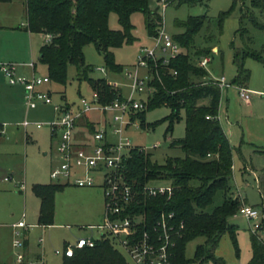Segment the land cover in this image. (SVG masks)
Wrapping results in <instances>:
<instances>
[{
	"label": "rangeland",
	"instance_id": "obj_1",
	"mask_svg": "<svg viewBox=\"0 0 264 264\" xmlns=\"http://www.w3.org/2000/svg\"><path fill=\"white\" fill-rule=\"evenodd\" d=\"M167 2V4H166ZM165 4V5H163ZM233 4V5H232ZM7 7L14 9L19 6V0H11ZM148 7L156 10L162 18V26L166 33L172 37L184 30L177 21L185 20L189 15H204V22L194 36V43L188 48L180 45V52H189L193 61L198 60L194 55L195 50L210 46L206 52L209 61L205 65L208 76L223 74L228 81H232L237 70V61L249 74L245 86L252 91L250 98L245 101L233 84L221 89L218 116L222 128L228 136L232 146V197L240 191L245 203L255 206L261 205V194L256 179L262 172L264 155L260 149L264 146V64L261 60L243 54L245 51H260L264 57V26L255 24L249 16L243 15L244 9L249 7L254 12L259 23L264 25V10L250 6V0H188L179 3V0H149ZM231 7V8H230ZM230 8V12L219 22V13ZM135 38L113 48L114 59L122 65L121 70L111 71L105 67L103 56L98 52L92 42L83 47L84 59L91 65L88 78H105L107 81L116 82L119 95L127 97L130 94L131 79L128 71L133 72L137 64V56L141 49L155 47V36L148 35L144 14L133 11L130 14ZM110 28L118 29L120 24L115 12L108 16ZM244 32L241 33V30ZM8 35V34H7ZM216 46V50L213 47ZM160 47H155L156 57L160 56ZM238 56L236 57V53ZM242 56V57H241ZM36 73L46 72L45 64L36 57ZM10 62L17 67L15 61ZM151 65L138 66L137 73L144 76L151 72V78L157 75ZM103 66L105 71L99 68ZM152 70V71H151ZM1 71V67H0ZM17 71V68H16ZM18 72V71H17ZM76 67L68 64L65 83L50 82L43 85L51 90V103L37 102L35 106L27 105L23 85L10 84L1 71L0 75V264H16V252L21 247L12 246L14 232L11 225L19 219L31 225L26 235L20 234L22 240L27 239L31 251L41 253V258L46 263L59 264L63 256L55 254V248H62L64 240L72 243L78 236L88 234L97 235L95 229L88 228V223L93 222V217L103 196L102 189L98 186L73 189V185H64L54 197V214L49 226L37 225L38 198L31 190L35 182H55L50 177L51 166L58 162L59 156L55 152L56 137H51L49 122L56 117L53 103L69 104L75 106L80 97L90 99L94 91L88 78H77ZM147 91L135 92L133 97L143 100L145 105L136 111L139 121L143 126H130L126 133L131 143L147 151L151 160L159 163L168 156H182L183 151L175 144L170 145L172 139L182 137L185 133L184 109L179 110V117L169 126L166 115L170 107L161 104L147 108ZM140 112L144 113L143 119ZM88 118L98 117L95 111L86 113ZM26 121L27 124H22ZM80 121V118L78 119ZM36 123H40L37 126ZM81 129V128H80ZM83 132H86V130ZM89 138V133H82ZM246 166V167H244ZM247 169V170H244ZM24 183L20 189L18 184ZM152 184L167 183L165 178L149 180ZM85 187V186H84ZM87 187V186H86ZM221 191H217L208 208L220 203ZM264 205V204H263ZM264 211L262 217L246 218L236 213L228 217L234 224L235 237L230 232H224L214 248V255L221 257L226 264H246L252 255L250 233L254 232L259 222L260 229L257 233L264 236ZM66 224L71 225L67 227ZM203 236L189 240L185 245V256L192 258L195 247L202 243ZM128 264L130 260L125 257ZM189 264H197L190 262ZM202 264H216L212 260H205Z\"/></svg>",
	"mask_w": 264,
	"mask_h": 264
},
{
	"label": "trees",
	"instance_id": "obj_2",
	"mask_svg": "<svg viewBox=\"0 0 264 264\" xmlns=\"http://www.w3.org/2000/svg\"><path fill=\"white\" fill-rule=\"evenodd\" d=\"M148 1L25 0L24 27L30 31L51 34L50 40L40 46L38 55L39 61L46 66L50 82L65 83L68 64L75 65L77 78H88L91 65L85 62L83 53V47L88 42H92L102 54L106 68L111 71L121 70L122 65L114 59L113 48L124 42L129 43L135 38L130 14L136 10L144 14L145 27L151 36L162 24L161 15L148 7ZM184 1L188 0H179V3ZM250 6L263 11L264 0H250ZM230 8L219 13V22L230 12ZM249 9L246 7L242 16L247 15L255 24L264 26L258 22L252 9ZM112 11L117 14L120 24L118 29L108 25V16ZM203 22L204 15H189L185 20L177 21L184 30L174 34L173 38L188 49L194 43V36ZM209 50L210 46L202 47L195 50L194 55H197L199 60ZM261 50H264V45ZM243 54H250L264 64L260 51H245ZM235 56H238V52ZM198 60L193 61L187 51L178 53L165 64L158 60L153 67L157 75L149 81L152 90L147 98V108L168 105L170 112L165 117L169 121L168 128L179 117V110L184 109L185 133L182 137L170 141L171 146L177 144L181 148L183 155L168 156L159 163L151 160L147 151L135 146L125 160V167L131 180L137 184L165 178L175 187L169 199L153 196L143 202L156 212L161 209L174 211L177 219L183 220L181 235L176 238L173 246L171 264H202L205 260L226 264L221 257L214 255L213 250L224 232H230L232 237H235L234 224L228 221V217L236 213L241 199L238 195L232 197V146L218 117L221 89L210 82L207 70L198 65ZM248 74L242 61H237V70L232 82L245 86ZM88 81L101 102L109 101L119 94L118 86L109 84L105 78L89 77ZM139 114L143 119L144 113ZM77 125L93 128V123L86 114L77 121ZM140 125H144L142 121ZM260 151L264 155V146ZM256 179L261 204H264V165ZM64 185L67 184H31L32 192L39 198L38 223H52L55 193ZM217 191L222 193L221 202L208 208ZM154 217L155 214L151 215L150 220ZM197 236H203L204 240L196 245L193 257L187 258L185 245ZM250 239L252 255L246 264H264V236L251 232ZM19 264L50 263L23 261ZM59 264L128 263L110 239L100 238L93 246L77 248L71 256L63 255Z\"/></svg>",
	"mask_w": 264,
	"mask_h": 264
},
{
	"label": "built area",
	"instance_id": "obj_3",
	"mask_svg": "<svg viewBox=\"0 0 264 264\" xmlns=\"http://www.w3.org/2000/svg\"><path fill=\"white\" fill-rule=\"evenodd\" d=\"M153 36L156 38L155 47H160V56L156 57L155 47L140 50L133 72L128 71L131 90L127 97L117 94L111 100L101 102L94 93L90 99L81 96L75 106L53 103L56 117L48 124L51 137L57 136L55 152L59 160L51 166L50 177L59 183L81 187L99 186L103 192L102 219L99 223L87 225L88 228L95 229L97 235L78 236L72 243L68 242L60 249L55 248V253L71 256L77 248L93 246L97 239L108 238L123 256L130 260V264H171L173 246L176 238L181 235L183 220H178L174 211L161 209L156 212L143 202L153 196H164L169 199L175 187L170 182L152 184L147 181L137 184L131 180L125 167L126 158L135 147L126 131L130 126H140L136 111L145 105L143 100L135 99L133 94L141 91L150 93L152 90L149 85L152 79L151 72L140 76L137 68L146 66L148 71L152 60L155 62L154 65L158 60L164 64L168 63L180 49L179 43L164 31L162 25ZM50 38V33H44V42H48ZM208 60L209 57L203 56L199 59L198 65L205 67ZM28 65L34 67L32 61H29ZM0 67L9 83L23 85L28 106L33 107L39 101L52 102L50 90L43 88V85L50 83L47 73L32 72L29 75L19 73L16 71V66L10 62H1ZM99 69L105 71L103 66ZM173 72L175 73L176 70ZM209 80L220 89L233 84L223 74L209 76ZM108 82L117 86L116 82L111 80ZM234 85L239 96L247 101L252 91L245 86ZM89 111L98 113V117L89 118L93 128L85 127L91 139L76 143L72 138L73 129L77 126L78 119ZM22 124L26 125L27 122L23 121ZM18 186L23 189L24 183L20 182ZM235 195L241 199L236 213L246 218L262 217L263 204L257 207L245 203L240 191ZM154 214V219L150 220V216ZM12 226L15 235L12 245L21 247L23 241L19 238L21 234L19 227L26 226V223L23 219H19L12 223ZM257 229H260L259 222L254 232H257ZM15 255L18 262L24 261L22 251H17Z\"/></svg>",
	"mask_w": 264,
	"mask_h": 264
},
{
	"label": "crops",
	"instance_id": "obj_4",
	"mask_svg": "<svg viewBox=\"0 0 264 264\" xmlns=\"http://www.w3.org/2000/svg\"><path fill=\"white\" fill-rule=\"evenodd\" d=\"M9 1H11V0H9ZM9 1H0V60L17 62L16 68H17V71L19 73L29 75L33 72L35 74H38V73H36V69H37L36 68V62L33 59L36 57L38 58L39 48L44 43V33L43 32L30 31L24 27L25 0H19V6L15 7L14 9H10L9 7H7V5H5ZM216 49H217L216 46H214L213 50H216ZM205 56L209 57L208 55H205ZM29 61H32L34 63L33 68H31L28 65ZM46 73H47V71L43 74H46ZM0 75H2L1 71H0ZM43 88H48V86H45ZM23 90H24V88H23ZM50 93H51V90H50ZM83 130L85 131V127L79 126V125H77L73 129L72 138L76 143L90 141V139H91L90 136L88 139L82 136L83 135L82 133L87 132V131L83 132ZM55 137L57 139V136H55ZM244 167H246V166H244ZM244 170H247V169H244ZM67 185H70V184H67ZM71 185H73V184H71ZM88 187H93V186L81 187V186L73 185V187H71V188H73V189L79 188L80 189V188H88ZM99 188H101V187H99ZM98 205L99 206H98V208L95 212V215L93 217L94 221L90 222L88 224H96V223H99L101 221L102 216H103V196L101 197ZM38 208H39V198H38ZM37 214H38V210H37ZM12 223H14V222H12ZM12 223H11V225H8V226H10L12 228V232H14V227L12 226ZM36 224L40 225V226H49L50 225V224H40L38 222ZM31 225H34V224H31ZM31 225L26 223V226L19 227L21 233H23V235H26L27 230L29 227H31ZM66 226L71 227V225H69V224H66ZM22 241H23V245H22L21 251L24 254V261L45 262L41 258V253L31 251L29 249L28 242H27V239L25 236H24V238H22ZM66 243H68V241L64 240L63 246ZM55 254H60V253H55ZM60 255H62V254H60ZM19 263L20 262L17 261L16 264H19Z\"/></svg>",
	"mask_w": 264,
	"mask_h": 264
}]
</instances>
